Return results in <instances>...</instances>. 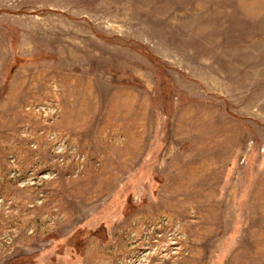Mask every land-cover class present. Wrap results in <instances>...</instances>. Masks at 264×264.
<instances>
[{"label":"rangeland","instance_id":"1","mask_svg":"<svg viewBox=\"0 0 264 264\" xmlns=\"http://www.w3.org/2000/svg\"><path fill=\"white\" fill-rule=\"evenodd\" d=\"M0 264H264V0H0Z\"/></svg>","mask_w":264,"mask_h":264}]
</instances>
